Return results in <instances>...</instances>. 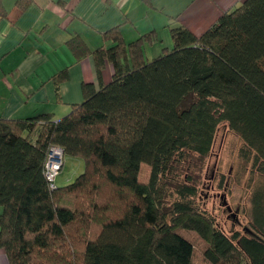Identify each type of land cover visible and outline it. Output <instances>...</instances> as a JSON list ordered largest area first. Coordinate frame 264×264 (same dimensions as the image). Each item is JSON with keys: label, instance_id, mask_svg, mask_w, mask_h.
Instances as JSON below:
<instances>
[{"label": "trees", "instance_id": "trees-1", "mask_svg": "<svg viewBox=\"0 0 264 264\" xmlns=\"http://www.w3.org/2000/svg\"><path fill=\"white\" fill-rule=\"evenodd\" d=\"M32 1L15 0L16 16ZM104 38L111 45L93 50L78 35L66 42L76 60L91 54L100 81L83 83L68 113L0 118L9 264H196L190 235L205 243L207 264H264V181L250 195V229L228 236L196 206L192 177L178 173L189 153L207 156L226 122L264 177V0H243L199 35L172 27L171 46L151 58L150 34L125 43L115 27ZM106 63L113 73L103 83ZM67 75L52 76L56 93ZM51 145L84 165L54 188L45 177Z\"/></svg>", "mask_w": 264, "mask_h": 264}, {"label": "crops", "instance_id": "crops-1", "mask_svg": "<svg viewBox=\"0 0 264 264\" xmlns=\"http://www.w3.org/2000/svg\"><path fill=\"white\" fill-rule=\"evenodd\" d=\"M243 0H33L16 16L15 0H3L8 16L0 15V118L22 119L50 113L58 119L83 100L81 86H99L91 54L76 60L67 40L80 36L87 46L111 45L104 33L119 28L125 43L150 34L143 49L147 58L171 46L170 29L182 25L199 35L218 17ZM155 42V44L153 43ZM155 52L148 54L154 45ZM149 47V48H148ZM66 68L67 79L56 86L52 76ZM113 67L106 63L101 81ZM0 264H9L0 250Z\"/></svg>", "mask_w": 264, "mask_h": 264}, {"label": "rangeland", "instance_id": "rangeland-1", "mask_svg": "<svg viewBox=\"0 0 264 264\" xmlns=\"http://www.w3.org/2000/svg\"><path fill=\"white\" fill-rule=\"evenodd\" d=\"M153 43L145 45L151 47ZM156 46L158 44L147 53L155 52ZM242 147L241 138L230 130L226 122H221L207 156L189 153L178 171L180 178L186 174L192 177L198 189L196 206L208 214L216 227L228 236L236 231L244 233L250 229V195L264 181V177L252 167V162L241 157ZM83 168L80 159L63 155L56 183L64 185L72 182ZM147 173L148 168L144 166V178ZM190 238L195 247L196 264H207L202 257L205 243L194 235H190Z\"/></svg>", "mask_w": 264, "mask_h": 264}, {"label": "built area", "instance_id": "built-area-1", "mask_svg": "<svg viewBox=\"0 0 264 264\" xmlns=\"http://www.w3.org/2000/svg\"><path fill=\"white\" fill-rule=\"evenodd\" d=\"M63 149L58 145H51L45 161V177L50 188L55 187V180L62 167Z\"/></svg>", "mask_w": 264, "mask_h": 264}]
</instances>
